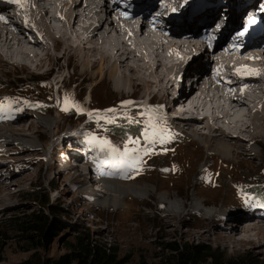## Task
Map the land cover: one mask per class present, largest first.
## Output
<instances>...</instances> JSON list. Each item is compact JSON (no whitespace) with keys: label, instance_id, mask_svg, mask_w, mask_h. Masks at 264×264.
Returning a JSON list of instances; mask_svg holds the SVG:
<instances>
[{"label":"rangeland","instance_id":"obj_1","mask_svg":"<svg viewBox=\"0 0 264 264\" xmlns=\"http://www.w3.org/2000/svg\"><path fill=\"white\" fill-rule=\"evenodd\" d=\"M205 1L191 0L185 8L176 7L177 13L171 15L172 18H166L173 19L174 24L167 23L166 19L162 20L166 24V31L175 27L184 28L185 24L201 27L208 22H215L216 25L222 23L223 29L218 31L221 33L220 38H226L230 30L247 25L244 14L248 13L237 14L236 9L229 6L218 9V16L215 17L208 13L190 14L195 7L204 6ZM233 2L235 4L234 0ZM240 3L235 6L241 7ZM218 5L221 6V2ZM211 7L217 6L212 3ZM261 7L263 6L257 5V8ZM262 18L264 19V13ZM256 24L261 25L260 19ZM259 27L251 28L253 32L249 33H262L263 28ZM45 41H48V48L51 47L50 52H53V42L49 39ZM73 44L72 50H68L58 60L53 58L47 61L43 69L34 68L33 64L26 61L25 64L15 62V58L8 60V64L5 60H0V100L7 102L14 118L0 119V122L7 123L0 124V129L8 130L16 138L35 141L33 146L8 141L0 146V264H14L34 253L57 257L66 252L84 233L114 247L120 264H153L159 259L167 260L173 255L166 248L168 244L177 246L178 251L186 247H201L206 253L218 257H253L264 264L263 231L260 235L254 227L249 231L252 239L240 244L227 242L224 238L232 235L234 239H238L248 235L249 233L244 232L248 224L264 226V219H254L249 215V218L233 223L235 217H243V214H235L240 209L244 214L254 212L264 216V208L257 207L245 192L246 187L258 184L260 180L264 181V137L259 139L258 144L246 142V139L239 141V137L232 139L236 140L235 143L229 136L221 135L222 140L236 145L233 147L237 154H233L228 163L218 153H207L208 150L198 136L189 133L194 129L204 137L207 146L213 148V140L207 139L202 133L205 130L199 127L202 124L189 123L191 126L185 122L184 125L179 119L174 120L176 127L155 124L159 117L154 116L149 109L136 112L130 121L117 118L123 116L121 112L124 109L143 105L150 99L152 106L160 104L163 113L165 104L169 103L168 98H162L159 86H152V89H146L145 86L143 88L141 84L135 88L127 87L123 79L127 89H115L113 77L117 74L113 77L104 75L111 63L103 65V74H97L98 65L82 72L87 64L83 63L84 58L71 56L76 51L77 43ZM29 46L24 48H30ZM38 52L43 54L39 49ZM1 56L5 59V55L0 53V59ZM90 60L93 62L94 58ZM150 60L154 59L151 57ZM120 69L123 70V67ZM141 70H146V74L149 72L144 67ZM65 100L69 101L67 105ZM65 108L67 110H63ZM39 117L53 118L55 129L37 125ZM114 118L117 119L110 122ZM28 121H32L33 125L28 127ZM109 125L111 126L108 127ZM125 125L140 129V134L124 139L116 131L109 129L120 130ZM177 128L188 135L176 133ZM146 132L148 135L155 133L153 139L159 137L164 142L152 144L153 154L141 157L138 167L132 168L135 173L131 178L106 177L121 183H131L133 186L152 183L157 189L155 192L147 190L146 196L136 198L133 194L107 190L92 175L86 173L84 168L91 165L89 161H80V151L88 152L82 146L84 143L78 141L85 139L87 144L99 145L108 152L111 149L123 151L125 145L133 147L130 142L134 140L140 141L137 148L145 147L148 140L144 135ZM241 134L247 137L244 132L238 133L240 136ZM93 137L97 139L90 142L91 139L88 138ZM174 143H177V148H173ZM238 143H242L241 148L237 147ZM164 144L169 147H163ZM157 145L163 148L157 149ZM169 148L171 149L167 150ZM206 154L212 156V159L201 163ZM77 167H82L83 175L80 176L88 179L85 187L74 185L67 179V176L80 173ZM118 174L130 177V172L122 167ZM98 187H102L103 191H95ZM159 192L165 193L169 198H182L184 201L194 194L204 200L207 206L223 204L227 207L223 206V215L209 218L192 212L186 204L187 210L183 211L185 214L179 219L178 215L167 212L165 203H158ZM89 193L99 195L100 201L108 199L107 204L95 202ZM30 216L36 220L42 218V224H37L38 231L26 232L21 229L22 221ZM258 220L261 222H257Z\"/></svg>","mask_w":264,"mask_h":264},{"label":"bare ground","instance_id":"obj_2","mask_svg":"<svg viewBox=\"0 0 264 264\" xmlns=\"http://www.w3.org/2000/svg\"><path fill=\"white\" fill-rule=\"evenodd\" d=\"M19 1L0 0V12L4 13L0 15L3 18L0 19V53L5 55V59L1 56L0 60H5L7 64L9 63L8 60L15 58V62L25 64L26 61L33 64L34 68L43 69L47 61H51L53 58L57 60L62 58L68 50H72L73 43H77L76 51L71 53V56H80L85 59L82 61L87 66L84 65L86 66L85 69L82 66L84 69L82 72L87 71L88 67L98 65L97 74H103V65L111 63L104 75L113 77L117 74L113 77V85L117 90L123 88L126 90L130 86L135 88L140 84L146 89L159 86L158 91L161 92L162 98H168L169 101V103L165 102V107L163 106L164 113L173 111L174 104L180 105L182 108L173 114L177 120H184L187 124L194 122L202 124L199 127L203 131L205 130L202 133L207 139L213 140V148L207 146L204 137L198 135L194 129H191L189 133L193 136L195 133V136H198V139L203 142L208 150L207 153L209 151L218 153L226 162L230 163L229 160L233 157L232 155L237 154H235L236 149L233 147L236 145L222 140L221 135L229 136L230 140L235 143L236 140L232 139L239 137V141L246 139V142L253 141L258 144L259 139L264 137V19L262 18L264 0H248L246 3H242L243 0H234L235 4L241 2V7H236L232 0H206L203 3L204 6L195 7L191 11V15L208 13L211 17H215L218 16V9L221 10L229 6L233 10L236 9L237 14L247 12L248 14H244V19H247L245 25L248 26H239L230 30L226 38H220L221 33L219 31L223 29L222 23L216 25L215 22H208L201 27H196V24L192 26L185 24L187 26L184 28L181 26L166 31V24L162 20L172 18L171 15L176 12V7L178 9L185 8L191 3V0H127L125 5H121L118 0H88L82 8V0H21V3ZM136 1L138 3H134ZM211 2L217 7L210 8ZM220 2L221 6L218 5ZM98 4L99 7L96 8ZM257 5L263 7L257 8ZM111 16L113 19H109ZM258 19H260L262 26L256 24ZM165 21L174 24L173 19H166ZM250 21L253 22L250 23ZM6 22H9L10 25H5ZM15 22L23 30L24 39L26 36H33L34 40H20V37L14 35ZM113 24L118 27L119 34L113 31ZM255 26L262 27L263 32L257 35H254L256 33H249L251 28ZM240 31L247 33L241 35ZM245 34H250L247 35L249 38H246ZM250 36L253 37L250 38ZM46 39L53 42V52H50L51 47L48 48ZM32 44L35 45L32 46ZM23 45H30L31 49L24 48ZM38 49L43 54H40ZM179 52L194 54L191 57L188 56L189 61L179 65L177 63L180 62V58H177L176 55L166 57L169 54ZM92 57L94 58L93 62L90 60ZM151 57L154 59L153 61L150 60ZM135 61L141 64H137L138 62ZM121 67L123 70L120 69ZM141 67L147 68V72L150 73L148 72L147 75L146 70L143 71V68L141 70ZM158 69L160 70L158 71ZM127 72L132 76H129L130 74L128 75ZM208 74L210 83L216 86L218 84L225 94L229 93L227 98L224 97L225 102L221 103L218 100L222 93H217L212 88L207 89L204 85V83L209 82ZM122 79L126 81L127 87ZM175 79L181 80L178 88L181 91L173 97L171 103L169 97L172 98L171 96H173ZM219 80L224 81L226 85L220 83ZM197 92L201 93V96L207 94L211 96V99H206L198 104L195 95ZM193 109H198L197 112L200 115L192 116L190 119L181 118L188 110ZM54 122L53 118L39 117L37 125H45L49 129H55L53 127ZM27 124L29 127L33 125V122L28 121ZM34 124L36 125V123ZM214 124L215 126L217 124V127ZM186 127L188 128V125ZM179 130L184 135H188L184 133V130ZM214 132L219 134H214ZM242 132L246 133L247 137L242 134L241 136L238 135ZM5 141L16 144L22 143V145L25 143L31 146L35 142L33 139L16 138L8 130L0 129V146L7 143ZM237 147L241 148L242 143H238ZM210 159L212 156L206 154L205 160L201 163L210 161ZM77 168H79L80 173L67 176V179L74 185L85 187L88 179L80 176L83 175L82 167ZM101 177L99 183L102 184L103 188L121 191L127 195L133 194L136 198L146 196L147 190L153 192L157 190L152 183L133 186L131 183H121L114 179H108L104 175ZM101 188H95V191H103ZM89 196L101 205H106L108 202V199L105 198L100 201V196H94L93 193H89ZM157 200L158 203H165L167 212L178 215L179 219L183 218V211L187 210V206L192 212L207 215L209 218L223 215L225 213L223 206H226L223 204L221 206H207L204 204V200L194 194L187 201H184L182 198H169L165 193L159 192L157 193ZM235 214H243V217H233V223L249 218L241 209ZM249 216L253 217V215ZM259 221L261 222V220L257 222ZM254 227L260 235L262 231L264 232L263 225L250 226L249 224L245 227L244 232L248 234ZM262 236L264 237V235ZM224 238L227 242L237 244L252 239L250 233L238 239H234L232 235H227Z\"/></svg>","mask_w":264,"mask_h":264},{"label":"trees","instance_id":"obj_3","mask_svg":"<svg viewBox=\"0 0 264 264\" xmlns=\"http://www.w3.org/2000/svg\"><path fill=\"white\" fill-rule=\"evenodd\" d=\"M258 190L259 201H264V184L253 187ZM250 189V188H249ZM53 190V189H52ZM251 190V189H250ZM45 217V216H43ZM44 219V218H43ZM42 218L37 220L27 217L22 221V230L38 231ZM171 257L167 260L159 259L153 264H263L253 257H218L211 253H206L201 247L184 248L178 251L177 246L168 244L166 246ZM14 264H120L117 250L106 243H101L92 238L88 233L78 237L71 247L63 254L53 256H41L34 253L29 257Z\"/></svg>","mask_w":264,"mask_h":264},{"label":"snow or ice","instance_id":"obj_4","mask_svg":"<svg viewBox=\"0 0 264 264\" xmlns=\"http://www.w3.org/2000/svg\"><path fill=\"white\" fill-rule=\"evenodd\" d=\"M10 2H18V0H10ZM0 19H3V18L0 17ZM252 22L253 21H250V23ZM241 35H243V33H241ZM64 103L67 105L69 101L65 100ZM63 110H67V108ZM144 135L148 137V140L146 142V146L143 148H137L136 145H139L140 141L134 140L130 142L133 145V147L131 148H129L128 145H125L123 151H120L118 149H111V155L113 157L112 162L114 164H119L121 166H125L128 168H137L138 165L141 163V157L143 155L153 154L152 153L153 143H157V142L163 143L164 142L163 139L159 137H156V139H153V137L156 135L155 133H153L152 135H148V133L146 132L144 133ZM90 142H95V137L91 138Z\"/></svg>","mask_w":264,"mask_h":264},{"label":"clouds","instance_id":"obj_5","mask_svg":"<svg viewBox=\"0 0 264 264\" xmlns=\"http://www.w3.org/2000/svg\"><path fill=\"white\" fill-rule=\"evenodd\" d=\"M86 173H88L89 175H91L90 172H88V171H86Z\"/></svg>","mask_w":264,"mask_h":264}]
</instances>
